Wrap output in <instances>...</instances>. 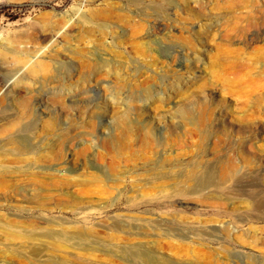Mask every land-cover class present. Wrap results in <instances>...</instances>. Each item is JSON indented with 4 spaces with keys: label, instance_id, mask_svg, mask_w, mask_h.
<instances>
[{
    "label": "rangeland",
    "instance_id": "rangeland-1",
    "mask_svg": "<svg viewBox=\"0 0 264 264\" xmlns=\"http://www.w3.org/2000/svg\"><path fill=\"white\" fill-rule=\"evenodd\" d=\"M0 264H264V0H0Z\"/></svg>",
    "mask_w": 264,
    "mask_h": 264
},
{
    "label": "bare ground",
    "instance_id": "bare-ground-1",
    "mask_svg": "<svg viewBox=\"0 0 264 264\" xmlns=\"http://www.w3.org/2000/svg\"><path fill=\"white\" fill-rule=\"evenodd\" d=\"M52 25V24H51ZM45 37H46V35H45ZM48 38V37H47ZM49 40V39H48ZM50 41V40H49ZM44 42V41H43ZM231 171V170H230ZM232 175H234V174H232V172H229V171H221L220 172V179L221 180H228V179H230L231 177H232ZM205 179V181L206 182H211V181H213V177L212 176H208V177H206V178H204Z\"/></svg>",
    "mask_w": 264,
    "mask_h": 264
}]
</instances>
